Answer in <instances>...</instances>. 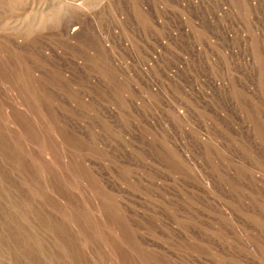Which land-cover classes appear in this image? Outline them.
Wrapping results in <instances>:
<instances>
[{
	"label": "rangeland",
	"instance_id": "1",
	"mask_svg": "<svg viewBox=\"0 0 264 264\" xmlns=\"http://www.w3.org/2000/svg\"><path fill=\"white\" fill-rule=\"evenodd\" d=\"M0 264H264V0H0Z\"/></svg>",
	"mask_w": 264,
	"mask_h": 264
},
{
	"label": "bare ground",
	"instance_id": "2",
	"mask_svg": "<svg viewBox=\"0 0 264 264\" xmlns=\"http://www.w3.org/2000/svg\"><path fill=\"white\" fill-rule=\"evenodd\" d=\"M76 28H72L71 31H74Z\"/></svg>",
	"mask_w": 264,
	"mask_h": 264
}]
</instances>
